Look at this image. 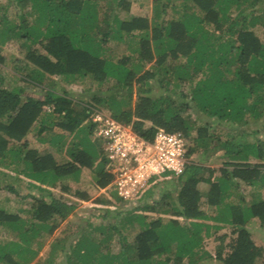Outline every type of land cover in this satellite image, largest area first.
I'll list each match as a JSON object with an SVG mask.
<instances>
[{
  "label": "trees",
  "instance_id": "1",
  "mask_svg": "<svg viewBox=\"0 0 264 264\" xmlns=\"http://www.w3.org/2000/svg\"><path fill=\"white\" fill-rule=\"evenodd\" d=\"M7 1L17 12L0 14V65L3 47L19 44L22 65L13 68L26 85L0 74V182L7 171L23 175L35 205L16 213L0 206V236L3 230L16 237L0 242V264H30L42 238L74 215L78 200L90 199L81 189L71 191L74 200L56 198L51 188L59 183L66 191L63 179L78 181L90 169L91 186L108 189L112 175L92 137L91 116L99 108L148 140L158 128L183 132L188 157L218 156L221 166L190 161L157 181L159 197L151 186L127 209L131 202L109 188L118 207L105 209L106 223L78 218L68 241H52L48 257L34 264H196L210 256L204 238L224 227L229 231L215 237L216 260L264 264V246L248 228L256 220L264 230V139L251 127L259 120L264 129V0H182L178 7L153 0L151 19L129 14V0ZM171 6L176 15L163 19ZM110 41L126 44L129 55L109 58ZM52 76L58 81L46 83ZM86 77L98 85L114 79V87L87 90L84 100L58 83ZM152 81L163 90L152 94ZM52 128L73 135L66 154L64 134ZM36 129L45 135L34 141L51 148L31 144L28 134ZM201 183L208 184L205 193ZM242 184L250 186L247 193ZM0 187L17 193L11 184ZM95 203L110 201L100 196ZM147 212L171 218L148 219ZM113 233L121 237L117 252L107 244Z\"/></svg>",
  "mask_w": 264,
  "mask_h": 264
},
{
  "label": "rangeland",
  "instance_id": "2",
  "mask_svg": "<svg viewBox=\"0 0 264 264\" xmlns=\"http://www.w3.org/2000/svg\"><path fill=\"white\" fill-rule=\"evenodd\" d=\"M129 1L131 3L129 14L141 15L149 19L153 17V0H129ZM181 1L182 0H172V3L175 5L174 7H178ZM4 8L7 13V16L9 17H13L15 13L17 12L13 4L8 2L7 0H0V14L3 12L2 10H4ZM172 8H173L172 6L168 8L167 12H165V14L162 16L163 19L167 20L176 15L174 11L175 9H172ZM119 14L121 16H124L127 13L121 10L119 11ZM106 47H107V56L111 58L112 60H117L123 55H129L128 48L126 44L124 43L110 41L106 45ZM3 54L5 55L6 63L4 65H0V74L6 78L7 83L9 84H13V85L20 86V87L25 86L26 84L24 81H22L21 76H20L21 72L20 73H18V71L14 72V68H13L16 64L18 66L22 65L21 62L17 63L16 61V59L23 58V55L19 48V44L15 43L14 41H10L3 47ZM145 67L146 68L149 67V64H147ZM58 79L59 78L52 76L49 78V80L46 81V83H51V82L56 83ZM114 82H115L114 79H110L108 81H105L103 84L98 85L96 82H93L89 77H86L79 82L64 83L60 81L58 83H60V85L66 91L77 93L76 95H78L79 98H84V100H86L85 96H86L87 90H93V91L107 90V89L114 87ZM151 83L153 87L152 94H157L163 90L159 88V86L157 85L155 81H152ZM99 109L108 113L106 109H101V108ZM251 127H254L255 129L256 128L260 129L261 132L259 133L258 137H261L262 139H264V129H261V121L258 120V121L251 122ZM51 131L52 133L54 132V133L64 134V140H65L64 148H63L64 149L63 154H64L66 152V149L68 148V145H70L71 141H73V135L65 131H62L58 128H52ZM37 135L43 136L45 135V133L44 132L38 133L36 129L28 134V139L30 140L32 145H36L38 147H42L43 145L45 146L48 145L51 148V145L47 144L46 142L40 143V142L34 141L36 140V138H38ZM190 160L194 163H199V164L210 166V167H220L221 166V161L218 158V156H211L209 158L204 159L203 156H201V154L199 153V151L192 154L190 157ZM3 171H6V170L3 169ZM7 173L10 176L8 178L4 176L2 177V182H0L1 186L11 184L17 190V193L9 192L8 190L0 187V206L16 213L19 210L27 209L28 207L35 205V203L30 198L26 197L27 194L31 191L26 184V182H28L29 180L21 174L17 175L11 171H7ZM15 177H17V179ZM169 178H173V177H169ZM169 178H161V179L164 180V179H169ZM161 179H159L158 181H160ZM62 181L65 185V189H67L66 191L60 188L59 183L56 188L50 187L56 198H60L63 200L64 199L74 200L75 198L71 196V191H73L74 189H81V190L90 191V194H91L90 199L87 201L78 200L77 207L73 211L74 215L71 213L65 220L60 221L58 227L55 229L53 234L46 235L45 237L42 238L41 249L39 250V254L37 255V257L33 261V264L38 259L43 261L45 258L48 257L50 243L52 241L56 240V241H59L60 243H63L64 241L67 240V238L69 239L72 233L77 229V225L75 223H77L76 221L79 220L78 218L80 217H82V219L88 218L89 222L92 224H98L100 222L106 223L107 218L104 217V215L106 214L104 213L105 209L109 208V209H112V211H114V209L118 207V205H115L114 199L111 200V197L109 195V188L108 189L107 188L95 189L91 186L92 172L90 169H82L80 178L78 181H74L72 178H68L65 180L63 179ZM154 185H155L154 197L157 198L159 197L161 193V187L163 186V184L157 182V184H154ZM199 188L202 191V193H205L208 188V184L201 183L199 185ZM242 190L244 191V193H247V191L250 190V186L242 184ZM100 196H105L110 201V204L100 205V204L95 203V199H97ZM263 196H264V190H263ZM136 204H137V201H132L128 205L125 204L123 208L124 209L131 208L133 205H136ZM146 215L148 219H152V218H156L160 216L164 222H166L168 219L171 218V216L169 215H159L153 212H147ZM208 223H212V222H208ZM248 228L251 231L253 240L258 245L264 246V230L259 225V222L256 220L251 221V223H249L248 225ZM88 229L89 228H87V230ZM228 231H229V227H224L223 229L219 230L215 234H212L211 236L204 238L203 248L205 249V251H208L210 256H204L202 259L198 260L196 264H222L221 262H219L213 257L215 246L218 243L215 237L216 235H220L221 233L228 232ZM124 233L126 234V232ZM127 234H129L128 239L130 240L132 237L131 235H133V232L127 231ZM8 239H16V237L14 236V234H9L2 230V233L0 236V242L8 240ZM120 239L121 237H120V234L118 233L117 234L113 233V235H111V240H109L110 242H108L107 244H109V249H111L112 252L118 251L120 247ZM38 245L39 244L36 242L35 244H33V247L36 248ZM58 259L59 257L56 258V261Z\"/></svg>",
  "mask_w": 264,
  "mask_h": 264
},
{
  "label": "built area",
  "instance_id": "3",
  "mask_svg": "<svg viewBox=\"0 0 264 264\" xmlns=\"http://www.w3.org/2000/svg\"><path fill=\"white\" fill-rule=\"evenodd\" d=\"M91 124L92 137L102 144L112 175L108 188L129 202L138 201L159 179L171 176L165 173L179 174L191 161L190 141L183 132L158 128L148 140L100 109L94 110Z\"/></svg>",
  "mask_w": 264,
  "mask_h": 264
},
{
  "label": "crops",
  "instance_id": "4",
  "mask_svg": "<svg viewBox=\"0 0 264 264\" xmlns=\"http://www.w3.org/2000/svg\"><path fill=\"white\" fill-rule=\"evenodd\" d=\"M80 201H82V200H80ZM34 261V260H33ZM33 261L30 263V264H33Z\"/></svg>",
  "mask_w": 264,
  "mask_h": 264
}]
</instances>
